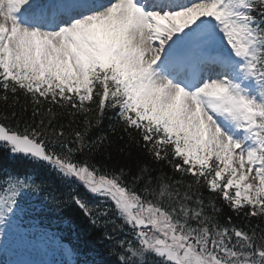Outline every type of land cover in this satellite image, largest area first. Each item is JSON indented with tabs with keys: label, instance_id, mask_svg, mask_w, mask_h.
Here are the masks:
<instances>
[{
	"label": "snow or ice",
	"instance_id": "6c2138e0",
	"mask_svg": "<svg viewBox=\"0 0 264 264\" xmlns=\"http://www.w3.org/2000/svg\"><path fill=\"white\" fill-rule=\"evenodd\" d=\"M0 103V247L72 206L52 264H264V0H0Z\"/></svg>",
	"mask_w": 264,
	"mask_h": 264
},
{
	"label": "trees",
	"instance_id": "16d2710c",
	"mask_svg": "<svg viewBox=\"0 0 264 264\" xmlns=\"http://www.w3.org/2000/svg\"><path fill=\"white\" fill-rule=\"evenodd\" d=\"M23 102V100L21 99V103ZM4 106L2 103H0V110H3ZM78 122L82 123L83 121V117L80 116L77 118ZM115 121V116L113 114V112H106L104 117H103V121L100 127H93L91 135L92 137H95L96 135L100 134L101 132H106L109 134L110 139L112 141V143L106 147L105 149L101 150V153L97 155L96 159L97 160H102L103 162L108 163L109 167H112L113 165H117V166H123V165H134L137 161L139 160H144L146 159V156L144 155V153L142 151H138L136 149H132V155L129 156L127 155L128 153V149L125 147V151L124 153H121L119 151V149L121 147L125 146L126 143V137L125 140H121L119 139V136L121 135V133L119 132V130L117 131L116 135H112L110 130H109V125L111 123H113ZM111 157L110 160H103L104 156H109ZM153 167L155 168H159L161 167V165H153ZM165 171L169 172V174H171V170L167 168V166H164ZM205 195L207 196L208 193L205 192ZM68 211L71 213V215H69V219L71 220L73 226H74V230L76 232V235H78L79 237H83V234H87L86 238H88L89 240H92V236L95 235L98 230L95 229V227L91 226L88 221L83 217V215L79 212L78 209H76L75 207L69 206ZM227 216H231L232 220L234 221H239V222H244V223H251L252 225H255L257 223H259V221L255 218H252L251 221H248L243 214L241 213L239 216H237L236 213L230 211L227 207L224 208L221 217H227ZM262 226H264V224H262ZM99 232H102V229H99ZM101 236V235H100ZM78 237V238H79ZM95 238H93L92 242H97V240L99 241V239L97 238L96 240H94ZM82 240V239H81ZM100 243V241H99ZM106 243V242H105Z\"/></svg>",
	"mask_w": 264,
	"mask_h": 264
},
{
	"label": "rangeland",
	"instance_id": "374dc122",
	"mask_svg": "<svg viewBox=\"0 0 264 264\" xmlns=\"http://www.w3.org/2000/svg\"><path fill=\"white\" fill-rule=\"evenodd\" d=\"M41 251L38 242H29V243H18L16 246V251L21 252H33V251Z\"/></svg>",
	"mask_w": 264,
	"mask_h": 264
}]
</instances>
